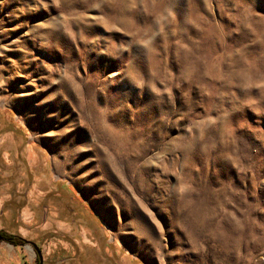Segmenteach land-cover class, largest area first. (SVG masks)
<instances>
[{"label": "rangeland", "instance_id": "rangeland-1", "mask_svg": "<svg viewBox=\"0 0 264 264\" xmlns=\"http://www.w3.org/2000/svg\"><path fill=\"white\" fill-rule=\"evenodd\" d=\"M1 231L0 264H264V0H0Z\"/></svg>", "mask_w": 264, "mask_h": 264}, {"label": "trees", "instance_id": "trees-1", "mask_svg": "<svg viewBox=\"0 0 264 264\" xmlns=\"http://www.w3.org/2000/svg\"><path fill=\"white\" fill-rule=\"evenodd\" d=\"M0 236L3 237L2 241L8 242V243L15 245V246L22 245L23 243H26V240L21 238L20 236L10 234V233H7L5 231H1Z\"/></svg>", "mask_w": 264, "mask_h": 264}, {"label": "water", "instance_id": "water-1", "mask_svg": "<svg viewBox=\"0 0 264 264\" xmlns=\"http://www.w3.org/2000/svg\"><path fill=\"white\" fill-rule=\"evenodd\" d=\"M2 240H3V237L0 236V241H2ZM29 243H31L35 247V249L37 250V252H38L39 264H43V257H42L41 251L39 250L38 246L35 243H33V242H29Z\"/></svg>", "mask_w": 264, "mask_h": 264}]
</instances>
